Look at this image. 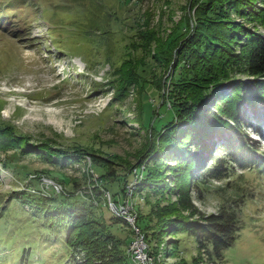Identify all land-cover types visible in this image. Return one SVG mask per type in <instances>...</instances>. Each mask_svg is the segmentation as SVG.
Here are the masks:
<instances>
[{
    "label": "rangeland",
    "instance_id": "1",
    "mask_svg": "<svg viewBox=\"0 0 264 264\" xmlns=\"http://www.w3.org/2000/svg\"><path fill=\"white\" fill-rule=\"evenodd\" d=\"M199 1L0 0L11 4L15 26L0 31V126L55 152H78V160L63 167L36 153L0 150V264H79L68 244L67 216L53 210L50 198H83L99 219L121 220L111 231L128 249V264H142L133 250L137 231L144 237L140 212L149 213L144 221L155 252L149 256L144 237L149 264H264V172L238 170L241 178L232 183L205 179L199 193L188 188L180 164L164 170L169 190L134 188L157 168L151 153L159 133L152 125L160 130L170 120L168 86L179 42L196 27ZM256 6L264 9V0ZM233 14L249 31L264 34V12L257 21ZM126 64L124 90L117 70ZM253 123L247 133L264 150V119ZM107 171L120 179L101 180ZM239 183L242 229L211 261L178 227L216 214ZM181 189L190 209L180 201Z\"/></svg>",
    "mask_w": 264,
    "mask_h": 264
},
{
    "label": "trees",
    "instance_id": "2",
    "mask_svg": "<svg viewBox=\"0 0 264 264\" xmlns=\"http://www.w3.org/2000/svg\"><path fill=\"white\" fill-rule=\"evenodd\" d=\"M256 5L257 0L199 1L196 27L185 41L179 42L180 57L168 86L170 120L160 130L152 125L159 133L158 146L154 143L151 153L157 168L153 167L136 182L135 189L156 192L167 187L169 190L164 170L175 171L180 164L189 176L188 188L194 187L199 193L208 186L207 181L232 183L241 178L237 176L238 170L263 174V146L252 140L247 131L254 127V120L263 123L264 119V34L249 31L232 17L234 12L246 21H257L264 9ZM11 7V4L0 5V31L15 27ZM259 22L264 26V14ZM126 67L127 64L117 70L122 74L119 82L126 84L122 87L124 90L129 87L123 76ZM241 76L251 80L245 82ZM160 119L157 114L156 121ZM0 150L36 153L63 167L78 160L77 151L55 152L49 143L31 142L11 125L0 126ZM172 162L174 166L169 164ZM100 178L119 180L120 176L107 171L100 173ZM238 186L236 195L230 201L225 199L216 214L178 227L195 239L198 250L211 261L212 254L220 258L236 242L242 229L241 183ZM187 192L181 191L180 201L190 209L192 204ZM49 200L55 205L54 211L67 216L68 244L79 264H128V249L111 231V225L123 223L121 220L113 217L108 224L99 219L95 208L83 198ZM140 214L138 227L149 245V256L154 257L150 224L144 221L149 213Z\"/></svg>",
    "mask_w": 264,
    "mask_h": 264
},
{
    "label": "built area",
    "instance_id": "3",
    "mask_svg": "<svg viewBox=\"0 0 264 264\" xmlns=\"http://www.w3.org/2000/svg\"><path fill=\"white\" fill-rule=\"evenodd\" d=\"M116 214L118 216H120L119 212H116ZM123 214H126V212L123 210ZM126 219V218H124ZM127 221L132 222L133 224L135 223L134 219H132L129 215H127ZM137 231V230H136ZM137 233L139 234V239L137 240V242L134 244V251L135 254L137 256V260H139L140 262H142V264H149V256L148 254L145 253V244H144V237L139 233V231H137Z\"/></svg>",
    "mask_w": 264,
    "mask_h": 264
}]
</instances>
